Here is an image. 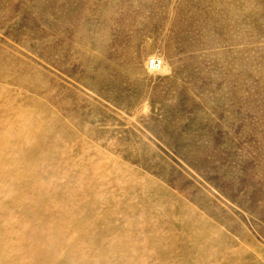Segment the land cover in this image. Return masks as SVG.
<instances>
[{
  "label": "rangeland",
  "instance_id": "rangeland-1",
  "mask_svg": "<svg viewBox=\"0 0 264 264\" xmlns=\"http://www.w3.org/2000/svg\"><path fill=\"white\" fill-rule=\"evenodd\" d=\"M0 264H264V0H0Z\"/></svg>",
  "mask_w": 264,
  "mask_h": 264
},
{
  "label": "built area",
  "instance_id": "built-area-1",
  "mask_svg": "<svg viewBox=\"0 0 264 264\" xmlns=\"http://www.w3.org/2000/svg\"><path fill=\"white\" fill-rule=\"evenodd\" d=\"M163 67V60L156 56L149 58L146 62V70L152 74L162 71Z\"/></svg>",
  "mask_w": 264,
  "mask_h": 264
},
{
  "label": "crops",
  "instance_id": "crops-1",
  "mask_svg": "<svg viewBox=\"0 0 264 264\" xmlns=\"http://www.w3.org/2000/svg\"><path fill=\"white\" fill-rule=\"evenodd\" d=\"M103 85H107V83H106V82H103ZM121 90L124 91V88H122ZM106 100H107V99H106ZM123 101H124V99H121V100L118 101V102H120V104L122 105V104H123V103H122ZM112 103H113V102H112ZM110 104H111V103H110ZM112 106L115 107L113 104H112ZM116 107H117V106H116ZM116 107H115V108H116ZM117 108H119V107H117ZM119 109H120V108H119Z\"/></svg>",
  "mask_w": 264,
  "mask_h": 264
}]
</instances>
